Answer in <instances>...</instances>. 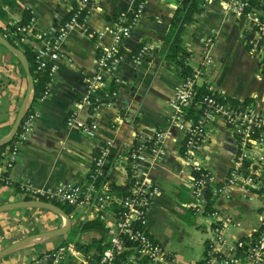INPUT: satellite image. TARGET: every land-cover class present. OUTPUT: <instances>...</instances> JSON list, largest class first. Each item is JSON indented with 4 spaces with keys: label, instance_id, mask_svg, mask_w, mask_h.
<instances>
[{
    "label": "crops",
    "instance_id": "obj_1",
    "mask_svg": "<svg viewBox=\"0 0 264 264\" xmlns=\"http://www.w3.org/2000/svg\"><path fill=\"white\" fill-rule=\"evenodd\" d=\"M80 0H18L0 17V28L23 18L25 9L36 17V28L44 39L64 33L59 42L58 72L47 98L40 103L28 139L22 143L12 167L0 158V205L25 200L23 189L55 191L86 181L101 145H109L107 181L125 185L131 178L150 177L158 186L148 212L147 230L172 255L173 264H198L212 243L216 226L228 241L249 237L264 215V192L227 184L238 151V140L225 120L215 118L207 127L197 159L183 154L184 136L172 124V99L183 77L174 62L172 30L176 0H96L91 8L89 32L67 25L68 17ZM202 11L186 26L179 50L189 53L187 64L201 67L207 38L212 63L199 84L210 83L224 95L240 101L251 99L264 109V72L250 51L249 18L227 9L225 0H199ZM142 4L141 18L123 42L124 58L117 67V81L104 85L110 93L95 111L79 108L87 94L89 79L96 72L97 58L118 13H133ZM264 15V0L260 5ZM100 32L105 41L98 39ZM41 44V43H40ZM152 50L139 56V49ZM35 48H37L35 46ZM28 77L17 56L0 44V139L12 130L28 89ZM79 110L80 119L94 122L95 137L79 126H68L67 116ZM167 133L159 153L153 151L156 133ZM142 146V157L131 163V154ZM1 156V155H0ZM215 176L221 190L211 193L202 207L196 206L191 179L198 163ZM131 170V173H130ZM27 196V195H25ZM72 226L67 233L36 238L0 259V264H94L100 252L96 240L104 244L113 220L102 221L94 206L71 205ZM218 208L220 217L212 215ZM99 219L103 233L89 229L78 233V242L88 252L73 250L57 259L52 251L65 245L71 230L87 220ZM67 224L59 213L41 208H17L0 213V250L31 235L55 231ZM180 233H188L183 242ZM75 234V231L72 232ZM183 246V247H182ZM225 245L216 251L225 252ZM39 261L38 263H36Z\"/></svg>",
    "mask_w": 264,
    "mask_h": 264
},
{
    "label": "built area",
    "instance_id": "obj_2",
    "mask_svg": "<svg viewBox=\"0 0 264 264\" xmlns=\"http://www.w3.org/2000/svg\"><path fill=\"white\" fill-rule=\"evenodd\" d=\"M95 1L80 0L67 25L79 27L86 32L91 31L89 21L91 8ZM251 1L225 0L229 11L240 15L245 14L249 18L250 51L258 59L261 69L264 71V15L260 12V7L251 5ZM142 7L143 5L139 4L137 10L130 16L125 12L118 15L115 24L109 30L111 39L108 43L105 41V34L99 33L98 39L104 40L105 43L97 58L96 72L89 79L87 94L78 102L79 108L85 107L95 111L105 104L110 93H105L102 86L107 81L118 80L117 67L124 58L120 47L139 22ZM36 22V17L33 15L26 26L18 27V31L22 33L21 41L31 42L37 47V58L42 67L49 68L51 81L46 92L33 104V107H31L30 100L12 149L1 154L0 158L6 159L7 167L13 166L20 146L28 139L33 122L37 117L38 107L47 98L50 85L55 81L58 72L59 42L64 33L53 39L45 40L44 34L37 30ZM8 35L7 33L4 36L7 38ZM31 36L37 41L33 42ZM212 42L211 38H207L205 41L204 60L201 67L193 70L191 76L182 79L171 102L173 109L171 121L184 136L183 154L189 159H197L205 142L207 127L215 118H223L238 140V151L226 182L229 185L257 189V186L251 181H257L264 175V109H260L252 101L242 105L222 103L218 101L214 93L197 95L198 86H204L208 91L219 92L210 83L206 82L200 85L198 82L212 63ZM151 50L152 47L149 45H143L139 49V56ZM186 109H192V116L187 115ZM67 125L79 126L90 137H95L97 132L94 122L80 119L79 110H74L67 116ZM166 136L167 133L163 131L156 133L153 147L155 153L161 151ZM141 149L142 146L131 154L133 167L135 161L142 157ZM110 156V146L101 145L86 181L68 187L64 186L55 191L32 192L31 189L26 188L23 189L24 196H31L32 199L45 197L44 200L47 201L57 199L70 205L87 204L101 212L99 217L102 221H107L108 218L113 220L106 232L107 238L104 244L107 246L94 264H173V255L147 230L148 212L157 195L158 186L150 177L143 179L132 177L125 183V186L128 187L127 193L116 192L112 181H107ZM191 179L197 207H202L211 193L221 190L215 185V176L199 162L193 165ZM260 189L257 190L262 191ZM212 215L221 216L218 208L213 211ZM212 241L198 264H264V215L249 237L239 238L234 242L228 241L221 229L216 226ZM220 245H225L227 250L225 252L216 251ZM73 250H76L73 246L62 245L52 251V255L57 259H63ZM123 253L126 254L125 257H121Z\"/></svg>",
    "mask_w": 264,
    "mask_h": 264
},
{
    "label": "trees",
    "instance_id": "obj_3",
    "mask_svg": "<svg viewBox=\"0 0 264 264\" xmlns=\"http://www.w3.org/2000/svg\"><path fill=\"white\" fill-rule=\"evenodd\" d=\"M17 1L18 0H0V17H3L6 14V12H7L6 8L7 7L14 6L17 3ZM176 1H177V6L175 9V15H174L173 24H172V30H171V33L169 34V38L172 40L171 46H172V50L174 53V56L172 57L171 60H173L174 62H176L180 66V74L185 79V78L191 76L193 73V69H191L189 67V65L187 64V58L189 57V53L181 52L180 59H178V57H176L175 53L180 49L179 44L182 41L183 35L185 33V30H186V26L189 23H191L197 19L195 15L202 11V5H201V2L199 0H176ZM261 3H262V0H252L251 1V5L255 6L257 8L260 7ZM75 9L72 11L70 16L68 17V20L70 19L71 15H73ZM119 14L120 13H118L116 15V17ZM132 14L133 13H127V15H129V16ZM33 15L34 14L30 9H25V11L23 13V18L20 21L9 25V27H8L9 31L8 32H6V30H3L2 28H0V33L2 35H5L8 33L9 35L7 36V39L15 47L19 48L20 50H22L25 53L27 60L29 62L30 72H31V75H32L33 81H34V89H33V94H32V98H31V103H32L31 107H33V104L36 103L37 100H39L40 97L46 92L48 84L51 81L50 70L48 67H45V66L42 67L40 65V62L37 58L38 51L35 48L34 44H32L31 42L29 43L27 41L26 42L21 41L22 33L18 31V27L26 26L30 22ZM31 40L33 42L37 41V39L34 38L33 36H31ZM120 52L124 55L123 47H120ZM99 53H101V51ZM110 84H111V90L114 89L115 84L113 83V81H111ZM104 86L105 85L102 86V89H104ZM197 91H198V94H197L198 96L214 93L215 94L214 96H216L218 101H220L222 103H228L229 102V103H232L235 105H242L244 103H248V102L252 101L251 99H245L243 101H240L238 99L224 95L220 91L219 92L218 91H215V92L208 91L204 86H198ZM186 111H187L188 116H192V109H186ZM16 138L17 137H15L10 143L0 147V155L3 154L4 152H8V151H10V149H12L14 140H16ZM130 173H131V170H130ZM112 186L116 190V192H118L120 194L127 193L128 187L125 185H120V184H117L113 181ZM42 198L46 199L45 197H42ZM25 199H32V198H31V196H26ZM50 201L55 203L56 205L60 206L67 214H70L73 210V206H71L70 204L62 203V202L58 201L57 199H51ZM92 228L98 229L99 231H101L103 233L106 231V228L103 225L101 220H99V219L87 220V221L83 222L81 225H79V227L71 230L70 233H68V236L64 240L63 244L68 245V246H73V248H75V249H83L85 246L81 245L78 242V238H77L78 233H82V232L89 230V229H92ZM74 231H75V234H72V232H74ZM94 242H95L94 244H96L95 248L100 253L107 246L106 244H102V239L96 240ZM91 246H93V244ZM91 246L90 245L86 246L84 251L88 252V250H90ZM125 256H126L125 253H123L121 255V257H125Z\"/></svg>",
    "mask_w": 264,
    "mask_h": 264
},
{
    "label": "water",
    "instance_id": "obj_4",
    "mask_svg": "<svg viewBox=\"0 0 264 264\" xmlns=\"http://www.w3.org/2000/svg\"><path fill=\"white\" fill-rule=\"evenodd\" d=\"M0 44L10 50L12 53H14L17 58L19 59L27 77H28V89H27V95L26 98L21 106V108L18 111L17 117L15 119L14 125L12 127L11 132L4 138L0 139V147L10 143L17 133L19 132V129L21 127L22 121L26 115L27 112V107L28 104L32 98L33 94V89H34V81L33 77L30 72V67H29V62L27 60V57L25 53L20 50L19 48L15 47L4 35L0 33ZM17 208H41V209H48L54 212H57L61 214L67 221V224L64 225L63 227L47 232L44 234H38V235H31L29 237H26L25 239H22L20 241H17L15 243H12L8 247L0 250V259L9 253L13 252L14 250H17L27 244H29L31 241H33L36 238H41V237H51L54 235L62 234V233H67V231L71 228L72 222L70 216L58 205L51 201H47L44 199H25V200H20V201H13L5 204L0 205V213L12 209H17Z\"/></svg>",
    "mask_w": 264,
    "mask_h": 264
},
{
    "label": "rangeland",
    "instance_id": "obj_5",
    "mask_svg": "<svg viewBox=\"0 0 264 264\" xmlns=\"http://www.w3.org/2000/svg\"><path fill=\"white\" fill-rule=\"evenodd\" d=\"M251 183H253L254 185L257 186V189H260L264 192V175H262L261 177H259V179L257 181H251ZM26 196H24L23 199H25ZM33 198V197H31ZM182 235V238H183V242L185 243V241L188 239L187 236H188V233H180ZM183 247V246H182Z\"/></svg>",
    "mask_w": 264,
    "mask_h": 264
}]
</instances>
